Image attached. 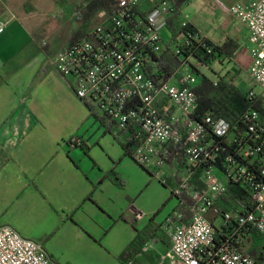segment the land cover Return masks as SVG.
<instances>
[{
	"label": "built area",
	"instance_id": "2783aa9c",
	"mask_svg": "<svg viewBox=\"0 0 264 264\" xmlns=\"http://www.w3.org/2000/svg\"><path fill=\"white\" fill-rule=\"evenodd\" d=\"M182 7L179 23L186 27ZM176 11L173 0H114L82 39L56 54L55 69L74 80V94L91 115L137 142L132 153L137 164L161 169L181 151V161H173L181 177L172 194L181 198L178 205L183 196L192 204L189 216L177 209L161 226L171 255L182 264H262L243 245L258 236L264 254V0L229 10L247 29L248 74L260 90L241 85L248 105L240 117L244 130L236 133L208 112L195 117L190 58L168 80L156 75L152 58L164 49L163 32ZM5 29L0 20V36ZM229 186L244 198L228 203ZM0 264L57 263L35 241L0 226Z\"/></svg>",
	"mask_w": 264,
	"mask_h": 264
},
{
	"label": "crops",
	"instance_id": "0c3cea01",
	"mask_svg": "<svg viewBox=\"0 0 264 264\" xmlns=\"http://www.w3.org/2000/svg\"><path fill=\"white\" fill-rule=\"evenodd\" d=\"M17 1L0 0L6 24L0 36V226L38 243L57 264H113L114 255L123 256L122 264H137L140 254L154 260L158 244L170 253L161 226L178 208L172 194L177 181L156 174L177 171L175 159L161 169L147 168L126 155L120 144L126 133L91 115L74 94V80L55 69V56L69 46L73 32L55 49L44 31L48 23H34L24 10L28 5ZM192 6L198 11L216 6L191 0L182 7L181 18L201 35L188 10ZM233 17L231 33L224 31L219 44L204 37L215 45L236 42L231 70L246 73L251 44L246 27ZM165 32L169 37V29ZM147 242L152 249L143 251Z\"/></svg>",
	"mask_w": 264,
	"mask_h": 264
},
{
	"label": "trees",
	"instance_id": "16d2710c",
	"mask_svg": "<svg viewBox=\"0 0 264 264\" xmlns=\"http://www.w3.org/2000/svg\"><path fill=\"white\" fill-rule=\"evenodd\" d=\"M173 1H175L177 11L168 21V29L170 31L169 44L164 46L161 54L152 58L157 62L156 75L162 80H168L180 63L178 59L180 56L184 60L188 58L195 60L201 67L210 65L216 59L220 62L225 59L230 63V58L237 50L238 44L228 39L220 45H215L205 37H202L192 25L188 24L186 27H181L178 10L187 3V0ZM113 2L114 0H81V5L77 8L76 21L89 24L93 17H97L99 12L109 9ZM90 28L83 29L79 26L73 31L69 43L72 44L82 39ZM172 45H175L174 51L170 50ZM192 70L196 75L200 76L199 82L193 88L197 101L195 117H200L203 113L208 112L214 117L224 119L232 127H235L233 129L235 133L242 132L244 126L240 122V117L248 105L245 92L231 84L228 80V73L223 76L218 74L217 78L212 80L197 70L193 68ZM260 113L264 119V110L260 109ZM120 144L125 154L129 156H132L137 146V142L131 138L129 140L125 138V140L120 141ZM181 155L182 153L179 150L178 155L171 156L169 161L175 157L181 161ZM196 183L199 186V183ZM236 198L243 199L244 196L236 187L229 186L226 201L229 203ZM177 200L181 201V198ZM182 200L184 202L178 205L177 209L189 216V208L192 202L185 196L182 197ZM262 258H264V254H261L260 259Z\"/></svg>",
	"mask_w": 264,
	"mask_h": 264
},
{
	"label": "rangeland",
	"instance_id": "374dc122",
	"mask_svg": "<svg viewBox=\"0 0 264 264\" xmlns=\"http://www.w3.org/2000/svg\"><path fill=\"white\" fill-rule=\"evenodd\" d=\"M221 1L224 5L218 4L216 0H207V2L214 3V6H216L215 10L206 7L204 8V10L198 11V9H194L193 6L188 9L190 13L195 17L194 23L200 30L201 36L208 37L215 44H219L221 42L223 35H225L224 31H226V33H231V30L233 29V21L235 19L233 16L230 15V13H228V11L234 6H230V4L227 3L225 0ZM17 3L20 6H23L25 4L28 5L26 8H24V10L29 13L30 18L34 21V23H48L44 31H49L47 36L49 37L50 45L55 49H60L68 41L71 33L76 30L79 26L83 29H86L96 25L99 21L96 16L93 17L89 24H83L82 21L80 23L76 21L77 8L81 5V0H18ZM190 3L191 1L189 2V4ZM189 4L185 5V7H187ZM10 7L12 8L11 12H14L16 15H19L21 17L16 4L12 3L10 4ZM9 13H6L5 18L10 16ZM223 14H225L226 17H224L221 21V16H223ZM222 27L226 30H223ZM163 34L166 35V32H163ZM169 41L170 35L169 37L165 38V45H168ZM174 49L175 45L170 46L171 51H174ZM161 53L162 51L160 52V54ZM178 59L180 63L178 64L174 72L178 69L179 66H181V62L184 60L182 56H180ZM189 64L191 65V68L189 69L193 68L199 73L211 78L212 80L217 78L218 74L223 76L229 72L228 80L237 88L243 90L241 87V85H243V87L247 89H253L258 93L260 91L257 84L249 76L248 72L245 73L241 68H235L234 71H232V64L225 59L222 60V62L216 59L210 65L201 67L197 64L195 60L190 58ZM191 74L195 77L196 82L194 86H196V84L200 80V76L196 75L193 71ZM160 101L163 100L161 99L159 100V102ZM167 164L165 166H167ZM156 175L160 178H165L167 176L171 177V181L175 183L176 181L178 183V180L181 177L176 170H172V173L168 174H166L165 171H159V173H157ZM175 175L177 178H175ZM218 176L220 177L221 175L218 173ZM221 223V218H217L215 221V226L219 227ZM262 246V239L258 236L243 245L244 249L250 257L257 259L260 263L264 264V258L260 259L263 250ZM168 251L169 250L165 246L158 244L152 252V254L155 256L154 260L150 261L146 257V255L140 254L137 256V264H182L173 255L168 253ZM110 258L111 257H109V259ZM122 259L123 256L121 257L114 255L113 264H122Z\"/></svg>",
	"mask_w": 264,
	"mask_h": 264
}]
</instances>
